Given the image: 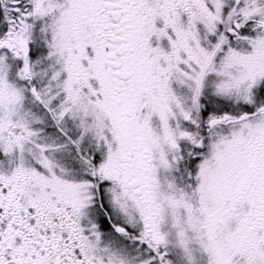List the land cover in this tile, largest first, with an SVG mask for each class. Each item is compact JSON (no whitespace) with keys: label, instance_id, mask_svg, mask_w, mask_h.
<instances>
[{"label":"snow or ice","instance_id":"1","mask_svg":"<svg viewBox=\"0 0 264 264\" xmlns=\"http://www.w3.org/2000/svg\"><path fill=\"white\" fill-rule=\"evenodd\" d=\"M0 264H264V0H0Z\"/></svg>","mask_w":264,"mask_h":264}]
</instances>
